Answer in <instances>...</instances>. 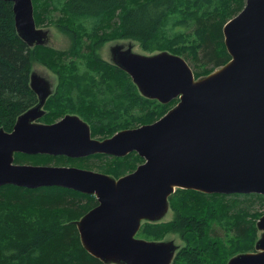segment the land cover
Wrapping results in <instances>:
<instances>
[{
    "label": "water",
    "instance_id": "95a60500",
    "mask_svg": "<svg viewBox=\"0 0 264 264\" xmlns=\"http://www.w3.org/2000/svg\"><path fill=\"white\" fill-rule=\"evenodd\" d=\"M13 3L20 38L45 45L32 0ZM231 60L196 79L188 62L169 52L152 55L113 49V63L126 72L146 99L179 103L158 121L95 140L75 116L37 124L51 96L47 81L31 75L38 104L23 113L13 130L0 128V187L36 190L60 187L93 195L99 203L75 221L84 249L105 264H172L174 241L136 237L144 222L159 223L177 189L204 194L264 196V0H246L223 28ZM136 152L144 163L118 179L78 167L19 164L16 154L124 157ZM255 252L228 264H264V215Z\"/></svg>",
    "mask_w": 264,
    "mask_h": 264
},
{
    "label": "trees",
    "instance_id": "16d2710c",
    "mask_svg": "<svg viewBox=\"0 0 264 264\" xmlns=\"http://www.w3.org/2000/svg\"><path fill=\"white\" fill-rule=\"evenodd\" d=\"M32 1L37 27L50 12H60L62 17L55 26L71 35L73 42L67 52L41 46L30 48L17 33L13 3L0 0V128L6 132H11L18 118L38 102L30 86L35 62L45 63L62 75L60 87L55 91L60 103L80 102L85 98L84 110L93 111V116L101 122L103 129H97V133L114 134L112 127L117 125L115 120L123 111L128 115L138 108L155 111L149 119H160L175 102L162 105L144 98L126 72L100 60L98 50L106 42L119 39L139 42L147 54L166 51L181 57L196 56L200 49V64L210 70L195 73L198 79L230 61L223 28L245 7L244 0ZM84 20L93 23L87 31H82L86 29ZM192 33L196 34L194 40ZM84 34H88V39L82 41ZM65 54L84 61L86 70L79 73L76 60L71 59L73 67L61 70V65H67L60 58ZM52 57H57L56 64L48 62L56 61ZM98 65L105 71L87 91L84 85L90 79H86V71L89 74ZM55 104L57 109L49 111H58L60 106ZM144 124L149 123L142 121L141 125ZM81 160L15 155L19 164L48 165L54 161L74 164ZM136 161L142 163L143 159L137 156ZM89 197L60 187L36 190L12 185L0 187V264H105L84 249L75 225V221L94 207ZM241 198L264 201V196L258 195H214L178 189L170 198L173 219L146 223L140 236L163 241L169 233L178 234L184 246L172 264H227L239 254L254 252L259 239L257 221L263 214L250 213V202L242 203L246 199ZM216 225L225 230V236L216 234Z\"/></svg>",
    "mask_w": 264,
    "mask_h": 264
},
{
    "label": "rangeland",
    "instance_id": "374dc122",
    "mask_svg": "<svg viewBox=\"0 0 264 264\" xmlns=\"http://www.w3.org/2000/svg\"><path fill=\"white\" fill-rule=\"evenodd\" d=\"M244 2L246 3V0H244ZM61 17H62V14L60 12H50L49 15L47 17H45L46 19L44 21H42V23L40 24V27H38V28H41V29H43V30H45L47 32V38H48V35H50L52 37L51 38V43H47V45L50 46V47L44 46V45H35L32 48H35L36 46H41L42 48H47L48 47L47 49L53 48V49L59 50V51H65V52L68 51V49L71 46V43L73 42L71 35L62 32L59 28H57L55 26L56 22L59 21L61 19ZM49 22H52V24H50ZM83 24L86 25V29H84L82 31H87V30H89V27H91V25L93 23L90 20L89 21L84 20L83 21ZM102 30L103 29H99L100 32H102ZM195 35L196 34L192 33V37H191L192 40H194ZM87 39H88V34L82 35V41L83 40L85 41ZM115 45H117V49H120L121 51L131 50V52H133L135 54L149 55V54H147V52H145L141 48L139 42H136V41H134L132 39H119V40H114V41H111V42H106L98 50V53H97L98 54V57L100 58V60L103 63L108 62V63L114 65V63L111 61V50H110V47H113ZM100 51L102 52V54H101L102 59L100 57ZM49 53H50V51H49ZM51 56H52V54H51ZM182 57H184V59L191 66L194 74L197 73V72H202L203 70H206V69L207 70H210V68L208 66H205V65H201L200 64V62H201V50L200 49H198L196 56H194L193 54H185V55H182ZM60 58L63 61H65V63L67 64L66 66H62L61 65V70H63V69H68V70L71 69L73 67V65L71 64V60H76V64L78 65V72L79 73H81L82 71L86 70V67H84V61L78 60L79 58L76 59L73 56L67 55V54L61 56ZM51 59H55L56 61L55 62L48 61L49 63H51V64H56L57 63V57H52ZM103 71H105V70L102 68V65H98L97 66V69L89 72V74H87L88 73V70L86 71V75H88L86 77V79H90V80H86L85 81L84 87H85V89L87 91L90 90V86L91 85L94 86L101 79V77L103 75ZM32 74L38 76L42 80L47 81V83L50 85L52 94H51V96L48 98V100L46 102L45 109H44L45 111H49V110H52L53 108H56L57 106H56L55 103H57L58 106H60L58 108V112H60V113H73V112H75V113H82V112H90V113H92V111H86V110H84V109H86V107L83 105L85 103V100H84L85 98H83V100L80 101V102L78 100H75L74 103H71L68 100H66V101L63 100L60 103V101L57 100V98L55 97L56 96L55 95V91L57 90V88L60 87V80H61V78L63 80V77H62L61 74L58 75L56 72L52 71L48 66L45 65V63L35 62L33 64ZM203 77H206V76L205 75H202L200 78H203ZM49 81H51L53 83L54 87L56 86L55 87L56 88L55 91H53V87H52L53 85ZM84 94H86V93H84ZM88 98H90V97H88ZM54 100H57V101L55 103H52V101L54 102ZM90 101H91V99H90ZM153 101H157V100H153ZM173 101L175 102V104H173L171 106V108L169 109V111L171 109H173L179 103V99H174ZM173 101H171V103ZM171 103H168V104H162V103H160V104H162V105H169ZM50 106H52V108H50ZM91 106H92V104H88V107H91ZM169 111H167V113ZM154 113H155V111H142L141 108H138L136 111H132L130 115H128L126 111H123L121 113V115H119V118L120 117L121 118L120 119L118 118L117 120H115L117 125L113 127L114 134H105V133L104 134H100V133H97L96 132V137H98V138H107V137L111 138L113 135H115L118 132V130H120L122 128H126V125L131 124V123L136 122V121L137 122L135 124L129 125L127 127H136V126L139 127V126H141L142 121H146L147 123L152 124V123H154V122H156V121L159 120L158 119L156 121L155 120L152 121V120L149 119V118H151L154 115ZM145 118H148V120L145 119ZM154 118L155 117H153L152 119H154ZM97 158L98 159L80 158L79 160H81V159L82 160L80 162H75L74 164L64 163V162L57 163V162L54 161V162H52V163H50L48 165H53V166H67V167H79V166H81L80 168H84V169H88V170H94V171H98V172L108 173V174L113 175L114 177L115 176L116 177H121V176H124L125 174H127L128 172H132L136 168V166L138 164H140L136 160H134V161L131 162L132 165L131 164H125L124 162L126 160H124L123 167H121L118 162H116L115 160L112 161V159H111L112 157H101L100 156V157H97ZM25 164H31V163H25ZM117 166H120V167H117ZM220 195H226V194H220ZM249 195H258V194H246L245 196H249ZM90 196H93V195H90ZM258 196H262V195H258ZM244 199H246V198H241V200H244ZM251 201H255V200H253V199H246V200L242 201V203L250 202V205H249V208H248V210H249L250 213H256L257 212L259 214H263L264 215V201H259L258 199L255 202H251ZM173 217H174V213L172 212L171 206H170L169 212L167 213V215L165 216V218L161 222H159V223L169 222V221H171L173 219ZM251 220H253V219H251ZM258 221H257V223H258ZM146 223H149V222H144L142 224L141 230L139 231V233L137 234L136 237L142 238L140 236V233L142 232V230H143L142 228H143V226ZM153 224H155V223H153ZM216 226H217V228H216V234L217 235H220V236H225V230L223 228H221L220 226H218V225H216ZM261 234H262V231H259V233H258L259 238H260V235ZM142 239H144V238H142ZM149 241H151V240H149ZM163 241H174L175 244L178 245L180 248L182 246H184V243H183V241L181 240V238H180V236L178 234H171V233H169L163 239ZM256 243H255V245H256ZM180 248H179V250H180Z\"/></svg>",
    "mask_w": 264,
    "mask_h": 264
},
{
    "label": "flooded vegetation",
    "instance_id": "af4514ba",
    "mask_svg": "<svg viewBox=\"0 0 264 264\" xmlns=\"http://www.w3.org/2000/svg\"><path fill=\"white\" fill-rule=\"evenodd\" d=\"M51 38L52 37L50 35H48L47 43H51ZM48 47H50V46H48ZM115 47H117V45H115L113 47H110V50H111V61L112 62H113V58H114V54H113L112 51H113V49ZM101 54H102V52L100 51V57L102 59ZM49 82L53 85V83L51 81H49ZM52 87H53V91H55V89H56L55 87L56 86L54 87V85H53ZM44 109H45V107H44ZM40 114L42 116L39 117V118H37V120L35 121V123H37V124L50 125V124H54V123H57V122L63 120L67 116H75V117H78L79 119H81L83 122H85L90 127L91 136H92L93 139L102 141V140H105V139L109 138V137H107V138H98V137H96V132H98L97 129H99V128L100 129H103V128L100 127L101 126V122H99L93 116V114H94L93 111H92V113H90V112H82V113H75V112H73V113H60L58 111H55V112L54 111H42ZM135 128H138V127L137 126L136 127H126V128H122V129L118 130V132L124 131V130H128V129H135ZM112 129H113V127H112ZM100 156L101 157H112L111 158L112 161L115 160L116 162H118L120 164L121 167H123L124 160H126L124 162L125 164H131L132 161L137 160V154H136V152H132V153H130V154L124 156V157H116V156H109V155H105V154H97V155L89 156V157H86V158L98 159L97 157H100ZM139 165L140 164H138L133 171H135ZM120 166H117V167H120ZM132 172H128L127 174H130ZM127 174H125V175H127ZM121 177H123V176H121ZM89 198H90V200L93 203H95V205L93 207V208H95L99 204L97 202L95 196H90Z\"/></svg>",
    "mask_w": 264,
    "mask_h": 264
}]
</instances>
